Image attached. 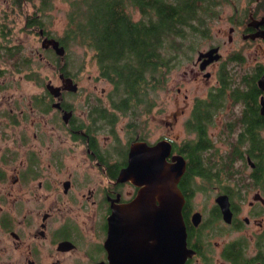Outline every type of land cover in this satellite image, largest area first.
Listing matches in <instances>:
<instances>
[{"label": "flooded vegetation", "instance_id": "af4514ba", "mask_svg": "<svg viewBox=\"0 0 264 264\" xmlns=\"http://www.w3.org/2000/svg\"><path fill=\"white\" fill-rule=\"evenodd\" d=\"M29 1L0 0V264H165L127 235L117 238L114 256L106 247L113 209L139 190L127 178L132 172L124 174L131 150L161 142L170 147L168 165L185 161L177 184L182 264H264V0L234 9L220 39L196 53L183 76L204 85V96L189 102L185 93L173 112L156 106L152 93L139 104L126 102L98 60L89 61L96 74L81 86L83 68L70 73L65 27L51 36L42 0L27 17ZM27 31L40 42L29 57ZM238 38L249 51L231 49ZM44 40L56 41L64 55L44 48ZM211 49L218 58L202 69L198 54ZM35 56L50 71L45 84L31 71ZM209 97L210 115L195 104ZM196 126L210 142L204 154L214 148L210 183L201 177L204 154L199 163L190 155L200 139ZM180 132L194 137L181 139Z\"/></svg>", "mask_w": 264, "mask_h": 264}, {"label": "trees", "instance_id": "16d2710c", "mask_svg": "<svg viewBox=\"0 0 264 264\" xmlns=\"http://www.w3.org/2000/svg\"><path fill=\"white\" fill-rule=\"evenodd\" d=\"M50 1L43 0L42 8ZM64 1L68 6L64 43L69 48L76 45L91 50L102 74L129 98L126 102L139 104L152 93L155 104V91L162 88L164 74L181 63L182 53H193L207 37L206 22L215 17L214 8L222 0ZM134 12L139 14L137 21ZM195 102L210 115L214 98ZM193 130L200 139L190 155L199 163L210 142L206 130L198 126ZM204 161L201 177L213 182L212 160Z\"/></svg>", "mask_w": 264, "mask_h": 264}, {"label": "water", "instance_id": "95a60500", "mask_svg": "<svg viewBox=\"0 0 264 264\" xmlns=\"http://www.w3.org/2000/svg\"><path fill=\"white\" fill-rule=\"evenodd\" d=\"M262 37V35H261ZM51 46L62 57L64 49L56 41L44 40L43 47ZM216 50L198 54L204 60L201 68L213 62ZM170 147L161 142L154 147L136 145L129 156L124 172L139 190L128 205L113 209L109 219L106 247L115 255L117 238L122 233L136 243L135 248L149 251V256L165 259V264H182L185 258V229L181 210L184 199L177 184L184 173L185 161L176 157L172 165L165 162Z\"/></svg>", "mask_w": 264, "mask_h": 264}, {"label": "rangeland", "instance_id": "374dc122", "mask_svg": "<svg viewBox=\"0 0 264 264\" xmlns=\"http://www.w3.org/2000/svg\"><path fill=\"white\" fill-rule=\"evenodd\" d=\"M245 2L246 0H222L219 5L215 6L214 8L216 12L215 17L210 18L206 22V26L209 29L207 37L204 40L199 41L197 48L193 53L190 54L182 53V55L185 58L180 59L181 63L176 64V66L173 67V69L168 70L164 74V83L162 85V88H159L157 91H155L156 106L166 105L167 108L169 107L171 112H173L177 108L183 106L184 104L183 95L185 93H187L189 96L188 97L189 102H192L195 98H203L206 87L204 88V85H202L201 83L191 82L190 77H184L183 73L184 71H187V67L190 65L191 61H194L196 59L197 56L196 53L198 51H206L209 47L214 45V42H216L217 39H220L221 34L219 33V31L228 27V24L226 22L228 16L230 14L235 13L234 9H237L238 13L241 12L242 8H244ZM41 4L43 6V0L41 1ZM36 7H39V0H31L27 2V6H26L27 17L31 16L36 12ZM67 10H68V6L64 0H51L48 3V7L44 11L46 18L43 21H45V28L48 29V32L51 36L55 35L56 37L57 34L60 35V33L63 31L66 24ZM133 17L135 21H137L140 18L137 12H134ZM222 40L223 38L220 41L222 42ZM237 41L238 42L236 44H233L231 49L235 50L239 46L241 48L240 50L243 53L250 50V48H245L243 46L239 38ZM24 47H25L26 55L29 57L31 56V52L33 50L40 48V42L38 41L37 38H35V36L30 35V33L28 32V35H26V41L24 42ZM38 51H40V49H38ZM226 52H228L227 48L224 49V53ZM67 54H68L67 60H70L68 64L70 65V73H76L78 72L77 69L79 67H82L83 70L78 72L81 73V78H80L81 86L84 87L87 84H90V82L88 81V75L94 76V74H96L95 71L96 68L94 64H90L89 62L90 60H94L93 52L88 48L72 45L71 48L68 50ZM187 56H189L190 59H188ZM46 57L49 60H54V59H50L51 55L49 53L46 55ZM261 57H259L258 59L261 60L262 59ZM32 63H33L31 70L32 73L41 74L40 80L45 84L49 78L48 76L50 71L45 67L44 63H38L36 56L35 58H33ZM213 81L214 80H212L211 83H213ZM97 86L98 88L109 89V86L104 82L97 83ZM177 89L181 90L180 93H177ZM161 119L162 117L160 116V114H156V118H155L156 125H155V135H154L155 137H157L158 133L160 132V130H158L159 127L158 121ZM174 127H175L174 129H176L177 131L180 129L178 126H174ZM179 136L181 139L184 138L187 141L192 140L194 137L191 134H183L182 132L179 133ZM212 142L214 143V140H212ZM212 153H214V148L207 151L204 154V157L206 159L209 157H211L210 159H214ZM201 157L203 159L202 155ZM212 163L213 161L211 162V164ZM205 183H209V182H205Z\"/></svg>", "mask_w": 264, "mask_h": 264}, {"label": "bare ground", "instance_id": "6f19581e", "mask_svg": "<svg viewBox=\"0 0 264 264\" xmlns=\"http://www.w3.org/2000/svg\"><path fill=\"white\" fill-rule=\"evenodd\" d=\"M122 234V233H121ZM114 258V257H113Z\"/></svg>", "mask_w": 264, "mask_h": 264}]
</instances>
